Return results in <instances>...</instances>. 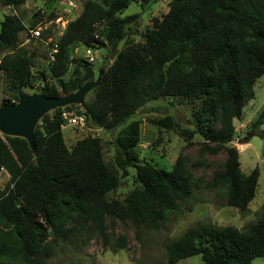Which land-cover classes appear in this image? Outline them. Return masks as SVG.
<instances>
[{
	"label": "trees",
	"instance_id": "trees-1",
	"mask_svg": "<svg viewBox=\"0 0 264 264\" xmlns=\"http://www.w3.org/2000/svg\"><path fill=\"white\" fill-rule=\"evenodd\" d=\"M136 1L79 3L80 15L67 25L54 60L42 72L47 82L41 93L58 98L80 89V77L65 79L74 60L72 51L82 45L116 52L127 26L138 19V15H120ZM26 2L0 0V6L20 10ZM36 23L35 18L32 26ZM100 25L106 27L104 35ZM23 30L18 16L1 20L0 53L15 52ZM14 52L0 58V72L13 92L33 88L38 78L35 54ZM74 62L92 75L87 60ZM106 64L93 90L87 123L116 130L151 102L163 98L197 102L196 128H183L171 116L158 125L174 129L189 143L201 135L214 145L207 148L211 154L225 151L222 169L214 173L209 186L225 189V206L246 212L256 196L260 172L255 168L244 174L239 150L230 143L235 138L234 121L242 118L255 97L257 80L264 75V0H172L168 13L155 21L143 42L128 45ZM59 110L45 114L37 124L33 148L24 138L0 133V171L9 175V181L0 185V264H50L52 241L78 226L90 227L105 238L109 219L132 224L138 232L158 230L168 214L193 196V176L181 158L171 171L140 159L136 122L115 140L113 159L107 161L100 138L89 136L67 146ZM263 124L264 109L249 133L264 140ZM129 168L136 169L138 187L123 201L109 199ZM125 246L123 238L113 249ZM165 250L167 261L154 264H179L196 256L204 264H252L264 258V205L247 231L203 224L189 228Z\"/></svg>",
	"mask_w": 264,
	"mask_h": 264
},
{
	"label": "rangeland",
	"instance_id": "rangeland-1",
	"mask_svg": "<svg viewBox=\"0 0 264 264\" xmlns=\"http://www.w3.org/2000/svg\"><path fill=\"white\" fill-rule=\"evenodd\" d=\"M78 1L84 4L87 0ZM95 1L102 2V0ZM171 1L137 0L131 3L120 16L138 15V19L127 26L125 37L120 42L116 52L107 53V48L94 49L97 62L91 64L92 75H86L84 68L74 62L78 59L86 60L85 47L77 46L71 53V59L74 60H71L72 63L65 79L78 76L83 82L82 87L87 83H96L107 65L106 61L109 64L113 63L118 52L130 44L143 42L147 31L154 27L155 21L162 19L168 13ZM40 5L39 0H28L26 6L23 5L16 12L24 23L32 25L35 20L34 10ZM81 11L82 8L75 12L71 19L78 17ZM7 15H13V12L10 9L0 7V21ZM105 30V25H100L99 32L104 35ZM29 40L27 34L21 32L14 55L21 53V51H29V54H35L33 69L38 77L35 86L13 92L9 88L5 75L0 72V107L18 103L20 91L29 97L42 94L41 88L47 82L46 79L42 78V72L46 71L48 67L49 46L36 40ZM10 53H0V58ZM93 90L85 94L83 105L74 104L56 108L43 115L53 114L58 112V109L60 112L63 110L87 112L88 106L93 102ZM197 108L198 103L192 100L163 98L147 104L124 127L116 130L98 128L90 123H86L82 128L68 125L62 127L69 148L83 138L97 137L104 143L106 160L111 161L114 155L115 140L128 130L129 124L136 122L140 131V142L136 148L140 159L156 168L171 171L177 160L181 158L193 176V196L182 201L177 212L168 214L165 223L158 230L145 228L138 232L132 224L123 225L118 221L113 222L109 219L106 222L107 237L103 238L90 227L78 226L62 238L52 241L54 250L47 260L50 264L162 263L167 261L165 246L179 239L189 228L207 224L219 227L232 226L247 231L257 222L264 205V140L253 132L250 134L249 130L264 109V75L257 80L255 97L245 106L242 118L234 121L235 138L230 143L231 146H235L239 150L241 171L244 174H249L255 168H258L260 172L256 196L244 213H241L237 208L225 206V189H212L209 186L214 173L222 169L226 159L225 151L211 154L207 148L214 145L206 143L201 135H195L189 143L180 137L174 129L158 125L159 120L171 116L183 128L194 129L196 123L193 114ZM261 129L264 130V124ZM248 136L251 137L248 143H238L240 139ZM128 171L127 176H121L119 187L108 195L109 199L115 198L123 201L128 193L138 187L136 169L129 168ZM8 181V173L3 172L0 175V185L4 186ZM73 227V224L70 225V228ZM123 238L126 246L113 249ZM195 259L199 263H203L200 256L185 260L183 263L188 264L187 261H196ZM252 264H264V258L253 260Z\"/></svg>",
	"mask_w": 264,
	"mask_h": 264
},
{
	"label": "built area",
	"instance_id": "built-area-1",
	"mask_svg": "<svg viewBox=\"0 0 264 264\" xmlns=\"http://www.w3.org/2000/svg\"><path fill=\"white\" fill-rule=\"evenodd\" d=\"M41 5L34 10L36 25L24 24V30L30 40H36L49 46V60L48 64L55 58L58 51V40L63 36L67 25L75 20L71 19L73 14L77 12L81 6L77 0H39ZM28 2V0H27ZM26 2V3H27ZM13 12V15L18 16L17 10L13 7L7 6ZM61 10V11H60ZM71 16V17H70ZM19 17V16H18ZM29 40V41H30ZM12 51L11 53H13ZM10 53V52H9ZM86 60L93 64L97 62V57L94 53V48H85ZM63 120V126L84 127L87 123V115L84 111L71 112L63 110L60 113ZM6 172L2 169L0 175Z\"/></svg>",
	"mask_w": 264,
	"mask_h": 264
},
{
	"label": "water",
	"instance_id": "water-1",
	"mask_svg": "<svg viewBox=\"0 0 264 264\" xmlns=\"http://www.w3.org/2000/svg\"><path fill=\"white\" fill-rule=\"evenodd\" d=\"M101 75L96 83H87L77 92L63 97H47L43 94L26 96L21 91L19 102L6 104L0 107V133L2 135L21 137L34 147V133L37 122L49 110L68 105L84 104V96L96 88L100 83ZM21 90V89H19ZM251 137L240 139L238 143H248ZM21 202L18 201V205Z\"/></svg>",
	"mask_w": 264,
	"mask_h": 264
},
{
	"label": "crops",
	"instance_id": "crops-1",
	"mask_svg": "<svg viewBox=\"0 0 264 264\" xmlns=\"http://www.w3.org/2000/svg\"><path fill=\"white\" fill-rule=\"evenodd\" d=\"M25 6H26V4H25ZM1 8H6V9H10L9 7H7V6H0ZM192 258H194V257H192ZM189 259H191V258H189ZM189 259H186V260H189ZM196 261H192V260H190V261H187L188 262V264H203V263H199V261H197V259H195ZM199 260V259H198ZM185 260H183V261H181L179 264H185V263H183Z\"/></svg>",
	"mask_w": 264,
	"mask_h": 264
}]
</instances>
